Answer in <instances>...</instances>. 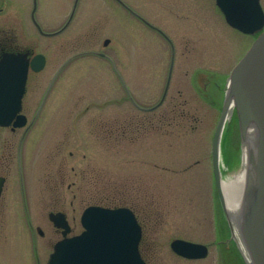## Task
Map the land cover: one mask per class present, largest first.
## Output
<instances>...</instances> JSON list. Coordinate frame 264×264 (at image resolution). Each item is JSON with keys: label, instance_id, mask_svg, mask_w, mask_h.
I'll use <instances>...</instances> for the list:
<instances>
[{"label": "rangeland", "instance_id": "374dc122", "mask_svg": "<svg viewBox=\"0 0 264 264\" xmlns=\"http://www.w3.org/2000/svg\"><path fill=\"white\" fill-rule=\"evenodd\" d=\"M73 2L37 0L36 19L53 32L65 24ZM123 2L174 44L168 91L154 111H142L129 96L143 107L160 99L171 48L126 8L114 0H78L66 28L44 37L30 19L31 0L0 1L1 37L47 60L28 78L21 111L26 124L15 131L0 126V175L6 177L0 264H31L24 262L23 243L30 242L32 228L35 254L28 245L27 261L46 264L61 238L47 213L64 212L77 234L83 208L95 204L134 211L148 264H242L225 248L229 236L211 142L226 79L251 39L226 25L211 0ZM228 128V141L237 143V132ZM226 163L223 158V177L241 170L240 163ZM22 199L35 206V216H24ZM175 238L204 244L207 256L179 257L170 248Z\"/></svg>", "mask_w": 264, "mask_h": 264}, {"label": "water", "instance_id": "95a60500", "mask_svg": "<svg viewBox=\"0 0 264 264\" xmlns=\"http://www.w3.org/2000/svg\"><path fill=\"white\" fill-rule=\"evenodd\" d=\"M78 0L74 5L68 21L57 31H62L75 11ZM216 4L223 12L226 22L232 27L244 32L254 33L263 25V13L258 0H216ZM36 9V1L32 9V17ZM34 20V19H33ZM35 22V21H34ZM104 40V45L108 43ZM172 46V45H171ZM170 61L168 78L164 93L158 102L161 103L168 88L172 65ZM42 61L33 69L38 70ZM28 63L21 54L2 55L0 60V125L7 126L11 121L14 126L24 123V117L17 115L21 108V98L26 82ZM229 107L236 109L239 120V131L244 133L247 124H253L258 132V180L249 176L250 188L254 191L257 186V197L248 196L245 199L244 216L251 218V226H247L241 236L249 248V253L255 264H264V240L260 236V223L264 216V31L253 41L250 48L232 68L226 82L224 98L220 115L211 142V161L215 183L219 179V146L223 131L225 112ZM241 133V135H242ZM3 178L0 177V193ZM220 197L221 193L219 192ZM224 212L226 207L222 200ZM50 220L57 227H63L66 234L68 227L64 216L60 213H50ZM229 222V221H228ZM85 231L69 238H64L54 245V251L48 264H144L138 252L140 240V226L134 214L127 208H105L89 206L82 215ZM231 227V222H229ZM171 249L186 258H201L207 255V247L201 243L183 239H174L170 243Z\"/></svg>", "mask_w": 264, "mask_h": 264}, {"label": "bare ground", "instance_id": "6f19581e", "mask_svg": "<svg viewBox=\"0 0 264 264\" xmlns=\"http://www.w3.org/2000/svg\"><path fill=\"white\" fill-rule=\"evenodd\" d=\"M223 131L220 139L219 146V179L215 183V190H217L218 199L222 205L221 197L226 207L224 212V220L226 225V231L228 233L229 242L225 245L227 253L230 257H235L242 264H255L249 253V248L241 236L247 226H251V218L244 216L245 212V199L248 196L257 197V186H254V191L250 189L253 184L249 180V176L253 180H258L259 170L255 169L258 164V132L256 126L253 124H247L244 133L239 131L240 122L236 115V109L229 107V110L225 112ZM217 124V123H216ZM231 127L239 138L236 143L235 150L229 152L232 157L238 158L237 165L240 163L239 173L232 177H223L221 174L220 164L224 158V152L222 147L224 132ZM242 133V135H241ZM212 165V161H211ZM213 172V168H212ZM214 175V173H213ZM215 182V180H214ZM221 193V197L220 194ZM231 222V227L229 222ZM260 236H263L264 240V216L260 223ZM229 257V258H230Z\"/></svg>", "mask_w": 264, "mask_h": 264}, {"label": "flooded vegetation", "instance_id": "af4514ba", "mask_svg": "<svg viewBox=\"0 0 264 264\" xmlns=\"http://www.w3.org/2000/svg\"><path fill=\"white\" fill-rule=\"evenodd\" d=\"M0 1H2V2H4V0H0ZM115 2H117L119 5H121V6H123L124 8H126L131 14H133L135 17H137L141 22H143L137 15H136V13H135V11L132 9V8H130V6H128L127 4H125L124 2H123V0H122V3L120 2V1H118V0H114ZM212 1V5H214V7L216 8V10L218 11V13H220V15H222V13L220 12V10L218 9V7L216 6V3H215V1L214 0H211ZM258 2H259V5H260V8H261V10H262V13H263V25H262V27H261V29L260 30H258V31H256V32H254V33H250V34H248V33H243V32H241V33H243V34H245V35H247V36H249V38L251 39V41H253L255 38H257L263 31H264V0H258ZM32 3H33V0H31V5H32ZM124 3V4H123ZM0 12H1V7H0ZM222 17V19H223V21H224V23L227 25V23H226V21H225V19H224V17H223V15L221 16ZM32 19V18H31ZM148 21V20H147ZM149 22V21H148ZM39 23V22H38ZM144 23V22H143ZM150 23V22H149ZM40 24V23H39ZM145 24V23H144ZM152 24V23H151ZM146 26H148L149 28H151V29H153V30H155V31H157L158 33H160V31H159V29L158 28H153V27H151V26H149L148 24H145ZM153 25V24H152ZM41 26V25H40ZM230 27V26H229ZM41 28H42V26H41ZM232 28V27H231ZM234 29V28H233ZM42 30H44L43 28H42ZM236 30V29H235ZM45 31V30H44ZM238 31V30H237ZM240 32V31H239ZM39 33V32H38ZM4 34V29H3V26L1 25V20H0V58H1V56L4 54V53H6V52H9V53H19V54H25L26 55V57H27V59L30 61L31 59H32V57L35 55V54H37V53H39V52H34V49L33 48H29V47H27V48H23V49H21V48H19V47H17L16 45H12V44H9V43H7V42H5V40L1 37L2 35ZM41 36H44V37H48V36H45L44 34H41V33H39ZM161 34V33H160ZM162 35V34H161ZM163 36V35H162ZM164 37V36H163ZM43 54V53H42ZM43 56H44V60H45V63H44V66H45V64H46V57H45V55L43 54ZM44 66L40 69V70H42L43 68H44ZM39 70V71H40ZM39 71H33L31 68H29V70H28V77H27V83H28V78H29V76H30V73H36V72H39ZM27 83H26V89H25V93H24V96H25V94H26V92H27ZM49 88H50V85H49V83L47 84V86H46V88H45V94L43 95L44 97H45V95L47 94V91L49 90ZM130 102H132V101H130ZM132 104V103H131ZM163 104V103H162ZM162 104H160L159 106H157L156 108H153L152 106H154V105H151V107L150 106H146V108H152V109H147V110H145V109H142V108H140L142 111H154V110H157V109H159V107L162 105ZM24 107V103H23V100H22V108ZM139 108V107H138ZM23 113V112H22ZM24 114V113H23ZM25 115V114H24ZM160 115H161V119H163V113H160ZM26 116V115H25ZM160 117V116H159ZM130 118H132V116L130 117ZM26 119H27V117H26ZM158 119V118H157ZM160 120V119H159ZM9 128L12 130V131H15V128H13V127H11V126H9ZM48 136V135H47ZM20 143V142H19ZM19 146V148H20V144L18 145ZM0 177H3L4 178V184H5V181H6V177L4 176V175H0ZM4 184H3V186H4ZM46 187H47V189H48V177H46ZM3 190V189H2ZM1 197H2V193H1V195H0V200H1ZM22 197H23V195H22ZM22 206H23V208H22V211L24 212V216L25 217H28L30 214H29V212L32 214V216H35L36 215V212H37V209L36 208H34L35 206H33V208H29L28 207V204H27V201L25 200V199H22ZM109 207H115V206H109ZM31 209H32V212H31ZM84 209V208H83ZM131 209V208H130ZM3 211L4 210H1L0 211V213H2L3 214ZM64 213V212H63ZM64 215H65V217H66V219H67V221H68V223H69V220H68V218H67V216H66V214L64 213ZM47 217H48V213H47ZM80 217H81V215H80ZM79 217V224H80V226H81V228L83 229V227H82V224H81V218ZM29 221V220H28ZM29 226V225H28ZM31 227V226H30ZM40 227V226H39ZM32 228V227H31ZM69 228H70V233H69V235H71V232H72V227H71V225L69 224ZM33 229V228H32ZM31 229V232H32V237H31V240H30V242H25V243H23L24 244V247H25V250H24V255L23 256H25V258H24V262L25 263H31V264H37L38 262H36L37 261V258H36V261L34 262L31 258L30 259H28V261H27V251H28V249H27V246L28 245H32V247H33V249H34V254H35V245H36V243H35V241H34V237H35V235H34V231ZM54 229H55V231L57 232H61V230L60 229H57V228H55L54 227ZM81 229V230H82ZM80 230V231H81ZM141 230H142V228H141ZM79 231V232H80ZM37 232L40 234V236H44V232L42 231V229L41 228H37ZM78 232V233H79ZM142 234H143V231H142ZM48 237V236H47ZM141 240H142V235H141ZM141 240H140V244H141ZM31 243V244H30ZM27 249V250H26ZM139 251H140V254L142 255V257H143V259H144V261L146 262V264H148V262H147V260L144 258V256H143V254H142V252H141V250H140V246H139ZM34 260H35V258H34Z\"/></svg>", "mask_w": 264, "mask_h": 264}, {"label": "trees", "instance_id": "16d2710c", "mask_svg": "<svg viewBox=\"0 0 264 264\" xmlns=\"http://www.w3.org/2000/svg\"><path fill=\"white\" fill-rule=\"evenodd\" d=\"M230 131H231L230 128H228L224 132V135L225 136L223 137L222 147H223V152H224V159L231 166L232 163H235V165L237 164L238 158H236L235 156L232 157V156L229 155V152H231L232 150H235V148H236V143L234 144L232 142V140L234 139V137L231 139V142L228 141L229 136H231L230 135L231 134Z\"/></svg>", "mask_w": 264, "mask_h": 264}]
</instances>
